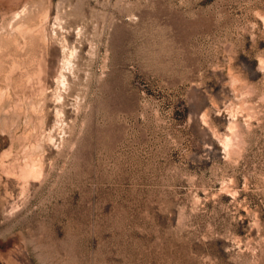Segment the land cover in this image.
I'll use <instances>...</instances> for the list:
<instances>
[{
    "label": "rangeland",
    "instance_id": "obj_1",
    "mask_svg": "<svg viewBox=\"0 0 264 264\" xmlns=\"http://www.w3.org/2000/svg\"><path fill=\"white\" fill-rule=\"evenodd\" d=\"M0 264H264V0H0Z\"/></svg>",
    "mask_w": 264,
    "mask_h": 264
},
{
    "label": "bare ground",
    "instance_id": "obj_2",
    "mask_svg": "<svg viewBox=\"0 0 264 264\" xmlns=\"http://www.w3.org/2000/svg\"><path fill=\"white\" fill-rule=\"evenodd\" d=\"M68 63V62H67ZM64 64H66V63H64ZM63 64V65H64ZM67 65V64H66ZM63 67V66H62ZM66 67V66H65ZM62 75V74H61ZM63 80V79H62ZM61 80V81H62ZM235 127V126H234ZM235 134V133H234ZM228 140V139H227ZM229 140H231V139H229ZM27 160V159H26ZM38 160V159H37ZM37 160H33V161H31V162H28L27 164H26V166L23 168V170L24 171H30L29 173H32V172H35L37 169H38V165H39V162L37 161ZM28 161V160H27ZM22 170V171H23Z\"/></svg>",
    "mask_w": 264,
    "mask_h": 264
}]
</instances>
